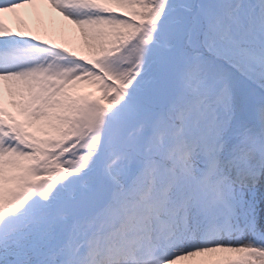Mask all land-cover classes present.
<instances>
[{"label": "snow or ice", "instance_id": "obj_1", "mask_svg": "<svg viewBox=\"0 0 264 264\" xmlns=\"http://www.w3.org/2000/svg\"><path fill=\"white\" fill-rule=\"evenodd\" d=\"M0 264H264V0H0Z\"/></svg>", "mask_w": 264, "mask_h": 264}]
</instances>
